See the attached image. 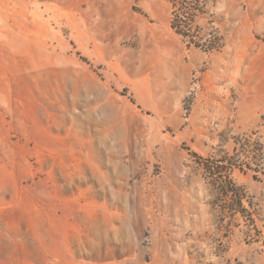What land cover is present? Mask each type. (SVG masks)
<instances>
[{
	"label": "rangeland",
	"instance_id": "374dc122",
	"mask_svg": "<svg viewBox=\"0 0 264 264\" xmlns=\"http://www.w3.org/2000/svg\"><path fill=\"white\" fill-rule=\"evenodd\" d=\"M204 11L0 0V264H264V0Z\"/></svg>",
	"mask_w": 264,
	"mask_h": 264
},
{
	"label": "trees",
	"instance_id": "16d2710c",
	"mask_svg": "<svg viewBox=\"0 0 264 264\" xmlns=\"http://www.w3.org/2000/svg\"><path fill=\"white\" fill-rule=\"evenodd\" d=\"M210 1L213 0H168L173 7L171 28L177 35L188 40L190 45H193L195 48L203 49L205 52H210L215 48V32L213 28H210L208 33L204 32L203 29L197 25L196 20L201 15L206 14L204 6L206 2ZM230 165L232 168V164ZM219 179V185H221V187L218 186L220 187L218 191L221 194L226 193V195L228 194L231 198L240 199V190L229 178L222 180L223 178L220 177Z\"/></svg>",
	"mask_w": 264,
	"mask_h": 264
}]
</instances>
